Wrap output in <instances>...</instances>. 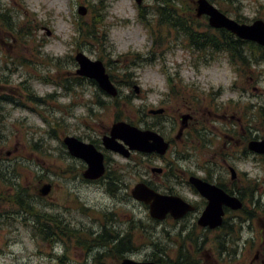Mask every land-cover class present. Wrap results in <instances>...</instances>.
<instances>
[{"label": "rangeland", "instance_id": "rangeland-1", "mask_svg": "<svg viewBox=\"0 0 264 264\" xmlns=\"http://www.w3.org/2000/svg\"><path fill=\"white\" fill-rule=\"evenodd\" d=\"M172 1L187 10L197 6L196 0ZM161 2L0 0L1 12L9 9L13 23L10 29L0 20V264H121L115 255L98 263L101 248L78 244L77 235H96L105 226L119 237L131 236L136 250L125 257H155L161 264L181 250L197 264H250L264 246V153L248 147L264 141V60L251 56L248 65H237L225 52L193 50L181 33L159 25L155 11ZM212 2L233 19L238 14L245 23L264 20V0ZM81 5L85 15L78 12ZM140 6L149 26L139 17ZM93 18L102 19L98 44L78 35L79 26L86 32ZM78 52L110 69L117 97L87 78L74 82L82 77L76 73ZM159 108L166 110L161 119L150 113ZM185 114L192 117L190 126L179 137ZM153 120L173 139L167 158L179 174L151 172L152 166L164 167L160 158L107 152L124 182L115 193L105 181L84 180L83 160L63 144L68 135L98 141L118 121L142 128ZM228 166L237 171V181ZM209 173L214 182L244 189L245 217L236 212L223 230L201 227L199 214L181 223L154 221L131 196L134 185L145 180L201 205L187 182L191 175ZM48 183L52 190L43 195ZM20 193L31 209L56 215L79 232L43 240L35 217L19 204ZM192 239L198 240V251Z\"/></svg>", "mask_w": 264, "mask_h": 264}, {"label": "water", "instance_id": "water-1", "mask_svg": "<svg viewBox=\"0 0 264 264\" xmlns=\"http://www.w3.org/2000/svg\"><path fill=\"white\" fill-rule=\"evenodd\" d=\"M136 2L141 4L143 0H136ZM196 3L197 16H208L211 27L225 28L243 40L253 41L264 46V20L257 19L250 24L240 23L227 16L209 0H197ZM78 12L85 15L87 8L81 5ZM75 61L78 64L76 70L78 75L94 80L98 87L110 96L114 97L118 94V88L112 82L102 60H92L85 53L78 52ZM151 112L163 113L164 110L161 108ZM189 118V114L183 115L182 122H187ZM63 142L71 155L82 159L87 164L83 174L85 179L97 180L104 175V154L94 144L85 142L75 136H66ZM102 142L107 149L124 157H129L132 151L164 155L169 147V144L159 133L141 129L124 121L115 122L111 127L110 134L103 136ZM249 148L257 153H264V141H251ZM153 172L161 173L162 168H153ZM231 172L232 177L235 178V169L231 168ZM189 181L208 201L198 220V223L203 227L214 228L221 225L224 205L235 210L240 209L243 205L239 197L230 195L214 183L196 176L190 177ZM51 189V184H45L41 189V193L43 195L49 194ZM131 195L135 200L148 205L151 217L156 220H163L168 214L175 219H179L187 212L195 209L191 203L182 197L161 193L143 181L134 185ZM121 264L157 263L154 261H136L127 257Z\"/></svg>", "mask_w": 264, "mask_h": 264}, {"label": "trees", "instance_id": "trees-1", "mask_svg": "<svg viewBox=\"0 0 264 264\" xmlns=\"http://www.w3.org/2000/svg\"><path fill=\"white\" fill-rule=\"evenodd\" d=\"M210 1L212 2V0ZM227 1L233 3L236 0ZM194 11L195 9L187 10L185 8H182L181 6L176 5L172 0H162V2L159 3L156 7L155 15L158 18V23L161 27L166 26L170 29L175 30L176 32L181 33V35L186 38L188 45L195 51L222 53L225 52L230 56L232 62L234 64L236 63L237 65L240 62L244 65H248L250 63L251 56L254 62H260L261 60H264L263 46L258 45L255 42L242 40L228 30L214 29L208 24V22H205L203 24L196 16V13H194ZM146 13L147 12L140 6L139 17L149 26V22L146 18ZM183 14H185L186 16H183ZM236 16V20H238L239 22H244L243 18L238 14ZM0 20L4 23L5 26L12 29V16L9 9H5L2 12L0 9ZM101 22V18H93L92 24L86 32H84L82 26H79L78 35L84 41H92L93 43L95 42L98 44L101 37L100 32H98V29L100 28L98 24H101ZM101 39L103 40L105 38L102 37ZM107 70L108 72H110V69ZM110 77L114 81L113 76L110 75ZM84 79V77H78L77 80H74V82L79 83V80ZM168 79L170 82L171 78ZM88 81L92 84H96L93 80ZM127 82L131 84L130 79H127ZM30 99L33 101L40 100L36 96L30 97ZM99 104L102 105L103 101L99 100ZM103 181L106 182L109 191L112 193H115L117 190L123 187V178L121 174H118L115 170H108L107 174L103 177ZM145 182L149 183L152 186L151 182ZM239 193L242 196V193ZM21 197L22 193L17 196L19 204L21 206H24L25 211H29L31 214H33L36 223L35 229L43 240L57 241V239H61L66 235L73 236L72 233L79 232L76 229H72L69 224L65 223L56 215L45 214V212L43 211L38 212L35 211L34 208L31 209V205L28 203H23ZM115 233L116 232L112 233L108 231L107 227L105 226L104 230L99 234L93 235L92 232L89 231L88 236L77 235L76 238L78 239V244L83 248H86L88 250L93 247L98 249L101 248L102 251L99 252L98 257L95 258L97 262L100 261L101 263L100 258L102 256L106 258L111 255H115L119 259H122L124 257V253L126 254L127 252H133L134 250H136L134 245L132 244L130 235L119 237V233ZM191 241L195 244L198 251L201 248L198 240L192 239ZM182 251L183 250H181V256H178L176 259H165L167 260V264H197L196 260L191 258L189 252L184 253ZM155 261L158 264H161L158 262V260Z\"/></svg>", "mask_w": 264, "mask_h": 264}, {"label": "flooded vegetation", "instance_id": "flooded-vegetation-1", "mask_svg": "<svg viewBox=\"0 0 264 264\" xmlns=\"http://www.w3.org/2000/svg\"><path fill=\"white\" fill-rule=\"evenodd\" d=\"M163 110H164V112L163 113H153V112H151V110H154V109H151L150 110V113L151 114H153V115H155V116H157L156 118H158V119H161V117H163V116H165L166 115V110L164 109V108H162ZM155 118V119H156ZM192 117L190 116V118L189 119H191ZM188 126H190V124H189V121H187V122H185V124L180 128V130H179V132H178V136L179 137H181V134L183 133V131L188 127ZM142 129H146V130H152V131H155V132H157V133H159L161 136H163V138H164V140L169 144V147H168V149H167V152H166V154H164V155H158L157 153H140V152H137V151H132L131 153H130V156L129 157H127V158H130V157H132L133 155H135V154H143V155H145V156H147V157H153V158H160V159H162V160H164V167H161L162 168V172L161 173H156V172H153V168H156L157 166H152L151 167V172H153L154 174H156V175H163L164 173H166V174H168V172H167V170L169 171V170H171L172 169V174H179V172L177 171V169L173 166V164L175 163V161L174 160H169L168 158H167V154L169 153V151H170V149L172 148V144H173V139H171L170 137H168L166 134H165V131L160 127V123H159V120L157 121V120H153V121H151V122H146L145 123V126L144 127H142ZM190 133H192V132H190ZM107 134H110V131L109 132H107V133H105V134H103V136L104 135H107ZM103 136H102V138H103ZM102 138L101 139H98V141H94V140H92V142H88V143H92V144H94L95 145V147L99 150V151H101L103 154H104V164H105V174H104V176L107 174V172H108V170H110V171H114L115 170V168H116V166L112 169L111 167V165H110V156L107 154V152H112L113 153V151H111V150H109V149H107L104 145H103V142H102ZM80 139V138H79ZM86 142V141H85ZM101 149H103L104 151H102ZM108 151H107V150ZM178 153V156L179 155H181V150H178L177 151ZM68 153L70 154V152L68 151ZM114 153H116V152H114ZM116 154H119V153H116ZM71 155V154H70ZM119 155H121V154H119ZM72 157H74L73 155H71ZM122 156V155H121ZM75 158H77V157H75ZM78 159H80V158H78ZM82 160V159H81ZM84 163H83V168L86 170V168H87V164L85 163V161H83ZM159 167V166H158ZM231 168H234L233 166H228V169H229V171H230V173H231V180H233V181H237V179H238V174H237V171H236V177L235 178H233L232 177V172H231ZM235 169V168H234ZM85 170H84V172H85ZM84 172L82 173V177H83V179L84 180H87V179H85L84 178V176H83V174H84ZM180 172H181V169H180ZM103 176V177H104ZM170 176V175H169ZM103 177L102 178H100V179H98V180H93V181H91V180H87V181H90V182H95V183H98V182H100V181H103ZM157 177H159V176H157ZM171 177V176H170ZM172 178V177H171ZM202 178V177H201ZM176 179H181V178H179V176L176 178ZM202 179H204V180H206V181H209V182H211V183H215L216 185H218V186H220L224 191H226L227 193H229L230 195H235V196H237V197H239L240 199H241V201H242V203H243V205H242V207L240 208V209H232V208H230V207H228V206H226V205H224L223 206V211H224V213H223V217H222V223H221V225H219V226H217V227H214V228H210L209 226L208 227H205V229H209V230H212V231H214V230H220V229H226V227H228L229 225H230V222H229V220H230V218H231V216L233 215V214H235L236 212H238V211H241L242 213H243V215L241 216V218L243 217H245V212L247 211V209H246V207H245V202H244V189H240V188H236L235 186L234 187H229L227 184H225V183H223V182H214V181H212V179H211V176H210V173H209V175H207V177H203ZM186 180V179H185ZM151 182V181H150ZM152 183V182H151ZM191 187H192V189H193V186L189 183V178H188V182H187ZM234 183V182H233ZM235 184V183H234ZM123 185H124V182H123ZM152 185L154 186V187H156L157 189H158V187L155 185V184H153L152 183ZM52 186V185H51ZM159 190V189H158ZM194 191H196L195 189H193ZM160 191V190H159ZM161 192H163V193H167V194H175V195H178V194H176V193H174L175 191L173 190V188L172 187H167V188H165V190L163 189V191H161ZM197 192V191H196ZM239 192H241L242 193V196H241V194L239 193ZM199 195H200V197H201V201H202V204L200 205V203H198L196 200H193V199H189V198H184L186 201H188V202H190V203H192L193 205H194V207H195V209H194V211H190V212H187L185 215H183L182 217H180L179 219H175V218H173L171 215H167L166 216V218L164 219V220H172V221H175V222H177V223H181V221H185L186 219H188V218H190L193 214H199V216H198V220H199V217H200V215L202 214V212H203V210L205 209V207L207 206V203H208V201H207V199L205 198V197H203L199 192H197ZM179 196H181V195H179ZM146 208H148V206H145ZM233 212V213H232ZM198 220H197V223H198ZM199 224V223H198ZM116 232V231H115ZM118 232H116L115 234H117ZM127 254V253H126ZM126 254H124V257H125V255ZM178 256H181V254H179ZM123 257V258H124ZM122 258V259H123ZM154 259V258H153ZM98 263H100V261L98 262ZM250 264H264V246H262L261 247V249L260 250H257V252H256V254H255V257L254 258H252L251 259V261H250Z\"/></svg>", "mask_w": 264, "mask_h": 264}]
</instances>
